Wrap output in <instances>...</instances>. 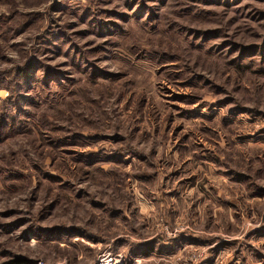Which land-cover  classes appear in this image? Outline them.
<instances>
[{
	"label": "rangeland",
	"instance_id": "1",
	"mask_svg": "<svg viewBox=\"0 0 264 264\" xmlns=\"http://www.w3.org/2000/svg\"><path fill=\"white\" fill-rule=\"evenodd\" d=\"M106 251L264 264V0H0V264Z\"/></svg>",
	"mask_w": 264,
	"mask_h": 264
},
{
	"label": "built area",
	"instance_id": "2",
	"mask_svg": "<svg viewBox=\"0 0 264 264\" xmlns=\"http://www.w3.org/2000/svg\"><path fill=\"white\" fill-rule=\"evenodd\" d=\"M37 264H49V263L39 262ZM95 264H124V263L122 257L120 256L116 257L110 251H106L98 257Z\"/></svg>",
	"mask_w": 264,
	"mask_h": 264
},
{
	"label": "trees",
	"instance_id": "3",
	"mask_svg": "<svg viewBox=\"0 0 264 264\" xmlns=\"http://www.w3.org/2000/svg\"><path fill=\"white\" fill-rule=\"evenodd\" d=\"M27 70H28V69H22L21 72H20V71H18V69H17V70H16L17 72H16V71L13 72V73H12V76H13V75H14V76H15V75H16V76L19 75L20 77L22 76V77H21L22 80H23V78L28 79L30 76H29ZM28 71H29V70H28Z\"/></svg>",
	"mask_w": 264,
	"mask_h": 264
},
{
	"label": "bare ground",
	"instance_id": "4",
	"mask_svg": "<svg viewBox=\"0 0 264 264\" xmlns=\"http://www.w3.org/2000/svg\"><path fill=\"white\" fill-rule=\"evenodd\" d=\"M236 264V263H235Z\"/></svg>",
	"mask_w": 264,
	"mask_h": 264
}]
</instances>
